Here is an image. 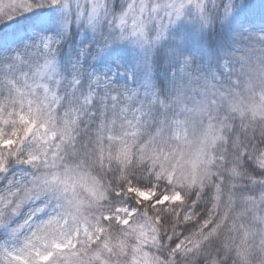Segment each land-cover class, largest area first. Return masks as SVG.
Wrapping results in <instances>:
<instances>
[{
	"label": "clouds",
	"instance_id": "obj_1",
	"mask_svg": "<svg viewBox=\"0 0 264 264\" xmlns=\"http://www.w3.org/2000/svg\"><path fill=\"white\" fill-rule=\"evenodd\" d=\"M0 264H264V0H0Z\"/></svg>",
	"mask_w": 264,
	"mask_h": 264
}]
</instances>
